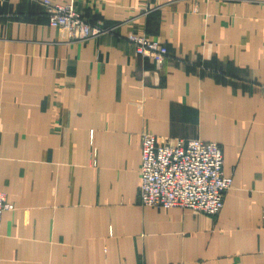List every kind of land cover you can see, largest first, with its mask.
I'll return each instance as SVG.
<instances>
[{
	"label": "crops",
	"instance_id": "crops-1",
	"mask_svg": "<svg viewBox=\"0 0 264 264\" xmlns=\"http://www.w3.org/2000/svg\"><path fill=\"white\" fill-rule=\"evenodd\" d=\"M58 2L99 32L0 0V264H264V0ZM143 132L220 145L217 215L139 204Z\"/></svg>",
	"mask_w": 264,
	"mask_h": 264
},
{
	"label": "built area",
	"instance_id": "built-area-1",
	"mask_svg": "<svg viewBox=\"0 0 264 264\" xmlns=\"http://www.w3.org/2000/svg\"><path fill=\"white\" fill-rule=\"evenodd\" d=\"M41 1L48 23L62 29L69 40H83L99 32V28L75 10L72 2ZM126 39L137 55L157 64L167 56L164 44L144 34L129 32ZM90 140L92 144V133ZM140 152L139 204L163 209L181 207L211 216L219 213L232 178L223 172V155L218 143L198 138L158 141L153 134L143 132ZM10 208L0 191V221L3 211Z\"/></svg>",
	"mask_w": 264,
	"mask_h": 264
},
{
	"label": "rangeland",
	"instance_id": "rangeland-1",
	"mask_svg": "<svg viewBox=\"0 0 264 264\" xmlns=\"http://www.w3.org/2000/svg\"><path fill=\"white\" fill-rule=\"evenodd\" d=\"M45 12V11H44ZM80 14V13H79ZM81 15V14H80ZM82 16V15H81ZM83 17V16H82ZM84 18V17H83ZM85 19V18H84ZM62 30V29H61ZM64 32V31H63ZM65 33V32H64ZM66 34V33H65ZM67 36V35H66ZM148 37V36H147ZM161 43V42H160ZM139 56V55H138ZM145 58V57H143ZM166 58V57H165ZM149 59V58H148ZM226 194V193H225ZM225 196V195H224Z\"/></svg>",
	"mask_w": 264,
	"mask_h": 264
}]
</instances>
